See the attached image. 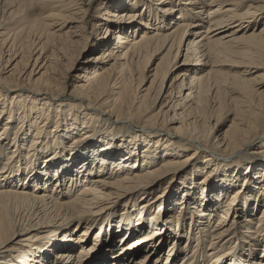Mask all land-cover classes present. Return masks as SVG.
<instances>
[{"label":"bare ground","instance_id":"bare-ground-1","mask_svg":"<svg viewBox=\"0 0 264 264\" xmlns=\"http://www.w3.org/2000/svg\"><path fill=\"white\" fill-rule=\"evenodd\" d=\"M127 1L129 10L118 12L104 0H0V109L22 104L17 114L24 121L33 119L36 105L51 107L57 101V109L67 104L70 114L82 112L83 128H136L168 152L158 164L149 160L146 166L122 158L97 177L81 169L86 180L71 181L60 192L63 182L57 178L58 188L49 192L42 186L50 177H23L26 172L17 169L15 148L23 143L8 140L9 122L3 124L0 264H238L240 257L247 264H264V164L251 179L257 191L247 187L242 203L236 202L230 176L209 184L205 170L176 191V180L198 164L187 154L191 151L204 156L203 169L217 157L228 159L230 169L244 162L257 167V158L264 162V0ZM97 29H102L97 45L102 52L88 68L70 75ZM180 56L181 69H175ZM152 59L157 63L151 69ZM222 66L237 69L227 73ZM29 99L36 105L27 107ZM101 120L110 127L102 128ZM78 129L72 131L83 130ZM250 151L245 159L243 153ZM174 196L173 208L190 205L194 211L185 215L184 225L179 214L170 216L164 209L163 224L174 228L159 244L154 234L163 224L154 219ZM215 197L225 199L218 215ZM256 198L261 210H255ZM247 203L254 206L250 213L241 209ZM131 204L145 212L155 208L147 224L138 213L122 231L117 219L99 228L106 215L113 218ZM134 223L146 230L143 235ZM147 244L152 255L140 257ZM261 244L257 256L254 249Z\"/></svg>","mask_w":264,"mask_h":264},{"label":"rangeland","instance_id":"rangeland-1","mask_svg":"<svg viewBox=\"0 0 264 264\" xmlns=\"http://www.w3.org/2000/svg\"><path fill=\"white\" fill-rule=\"evenodd\" d=\"M104 1L110 2V4L112 5V9L118 12H122V11L127 12L129 10L126 7L127 5H129L127 3L128 2L127 0H104ZM206 1L208 2V0H204L203 2L206 4L207 3ZM166 22L165 24L169 23V21L167 23ZM152 23L157 24L154 22ZM161 25L164 26V23H162ZM172 26L173 24H170L169 26H167V29L170 30ZM66 30H72V29H65V31ZM98 30L99 32H97L96 37L95 38L90 37L88 41L86 42L85 46L83 47V50L79 52L77 59L74 61L72 69L68 72L70 73V75H77L80 73V70L82 68H88L92 63H94L93 58L102 52V49H100L97 46L99 39H100L99 38L100 37L99 35L101 34L100 31L102 29H97V31ZM75 39H78V37ZM109 43H110L109 48L110 46L111 47L114 46V40L112 41V38L109 39ZM178 59H179L178 61L179 63L177 64L175 69H181L180 66L178 65H180L183 58L180 56ZM61 61H64V60H61ZM156 63H157V60L152 59V62L150 64L152 65L151 69L155 66ZM220 69L223 72L233 73L234 69H237V68H231L230 66H222L220 67ZM149 75L150 74H148L147 77ZM72 81L74 80L71 79V82ZM148 85H149V82L146 84L145 87H147ZM52 103H54L56 106L59 104V102L57 101H54ZM26 104H27V107L36 105L32 102V99H29L28 103ZM54 104H52L51 107L47 106L44 103H41L40 105H36L37 108L36 110L33 111L35 115L33 119L31 120L25 119L24 121H21L22 119L21 115L17 114V112L20 109V106L22 105L19 103H15L13 109L10 108V106L1 108V109H4V111H6L7 109V112L2 111L0 113V129L2 128L3 124L9 122L8 124H6L7 129L5 130V134H7V139L8 140L14 139L16 141L19 139L21 140V143H23L22 146L15 148L16 152H19V156L16 162L17 169L23 172H26L23 175V177L27 175L31 177L39 176L41 180L42 179L45 180L47 179V177H50L51 180H49L47 183H43V186H42V188H44L46 191L51 192L58 188L57 178L58 179L61 178V181L63 182V188L60 189V192H65L68 188L67 185L71 181L76 182L77 179L86 180L85 176L81 175V172H80L81 169H86L89 171L88 173L92 175V177L94 176L97 177V176H100L101 173L108 172L109 167H111L112 165L120 164V159L122 158L126 159L127 157H131L133 161L137 162L138 166H146L147 161L152 160V161H155L154 163L158 164V162L161 161L162 158L165 157V155H168V152L164 149V147L161 146L160 143L154 144V142H156L157 139L152 141L148 137L149 135H147V133H143L142 130H139L136 128H130V129L122 128V129L116 130L114 128H118L117 125H113L114 128L111 126L113 128L112 131L104 130V129L101 130L99 129L98 124L95 126L92 125V126L83 128L81 124V121L83 119L82 112H77L78 110H76V112H74V115H73V114H70L69 106H67V104H65L66 107L64 106L63 109L61 110L59 107L57 109L56 106H54ZM55 110H60V111L59 113H57V111ZM48 115H49L48 120H45V118H47ZM58 120H59V124L57 125L56 121ZM101 121H103L102 128L106 127L108 122L104 120H101ZM101 121H99L98 123L100 124ZM109 124H114V123L112 121L111 122L109 121ZM17 126L19 127L17 128ZM107 126L110 127V125H107ZM38 127H39V130L36 132V134H38L39 137L35 139L33 137V134L35 132V128L37 129ZM226 127H227V123H224L220 127V130L223 131ZM72 128H79L78 131L81 129L83 130L81 131V133L80 132L76 133L72 131ZM25 130L26 132L22 136V132ZM147 137L150 139V141H148ZM76 138H79V139L73 141ZM31 144L33 145L31 146ZM69 147L74 149V151L77 152V155L72 154L71 152L73 151H69L70 150ZM258 149L259 148L255 149L254 151L256 152V150ZM251 153H252L251 151L248 152V154L246 155L245 153H243L245 159L251 158L252 156ZM64 154L66 155V157L63 156ZM187 154L192 155V160L197 159L198 164L193 169L188 170L181 178L176 180L177 181L176 191L183 189L182 183L184 182L186 183V180L188 178H190L191 176L192 177L194 176L195 178L196 175L197 176L200 175L204 170L208 171L211 174V176L207 179L209 184H214L216 182L215 184L219 185L220 181L217 182L218 178L224 179L227 176H230L231 181L234 183L231 189L234 191L238 190V194L236 195V200H237L236 202L242 203L243 201H246V197L249 195V193L247 192V187L250 186L249 188H251V191L253 192L257 191L256 188L258 187L257 186L253 187L254 185H251V179L256 177V175L254 174V170L255 169L259 170V168L261 167L260 165L264 164L262 159L257 158L256 160H254L255 161L254 163L257 167H253L252 163L245 164L244 162L242 164L243 166L241 165L240 169H236V166L238 165L237 163H234V166L232 167V169H230V168H226L228 167V164L225 165V163L228 162V159H219L217 157L218 161H214L210 168L205 167L206 169H203L204 165H202V163H204V156L202 155L198 156L197 153L193 154L192 151ZM59 156H61V158H64V162L60 163L62 160L60 161L61 158H59ZM178 158L180 159V157ZM53 164H54V168L48 166V165H53ZM239 171L240 173H238ZM235 172H237V175L233 177L231 174ZM92 177L90 176L89 178H92ZM199 179H200V176L197 178V180ZM239 179L241 181H239ZM58 184H60V182ZM79 187L80 186L75 187L72 193H75ZM37 188H35V190ZM166 196H167V192H165V197ZM217 198L219 200H217ZM175 199H176V196H174L172 200H169L168 202H166L167 204L166 206H164V204L161 205L160 207L161 209L159 210V214L157 216L158 218L154 219L155 223H157L158 219L161 220L160 222L161 224L164 223L162 220L165 219V216L167 215L164 209L167 208V210L169 209L168 213L170 214V216H172L175 213L179 214L181 216L180 222L186 225L187 222H184L185 215H189L194 210L192 209L190 205L189 207H185L186 206L185 205V206H182V208L178 206L173 208L172 206L173 204H175ZM224 200H225L224 197L223 199L220 197H215V199H213V201H215L217 205L216 207L217 211L220 209L219 206L223 205ZM258 204L259 202L256 198L255 210L258 208L261 210V207H259ZM137 207L138 206L133 207L132 204L126 206L125 209L121 207V209L118 210L114 214L115 217L113 218L109 217L108 215L106 216L103 215V217L104 216L105 217L103 220L101 219L102 221L100 223H103L105 221L112 222L116 219L120 220V226H121L120 230L122 231L123 229H127V224L129 220L132 219L131 215H134V214L136 215L138 213H141L140 214L141 219L143 216L142 223L147 224L146 219H148V217L153 213L155 208L154 209L152 208L148 210L147 212H145L144 209H138ZM253 208L254 206L250 207L247 203L246 208H244V205H243V208L241 209H243L244 212L246 213H250L251 212L250 210ZM219 213L220 212L218 211L217 215ZM108 222H105L104 224L99 226V228L104 229L108 225ZM180 224L176 226V229L180 230V227H181ZM134 228H137L138 230L137 232H140L138 233L139 236L143 235L144 232L146 231L144 228H142L141 225L137 224V226H135V223H134ZM171 228H174L173 223L170 225L163 224L157 229L156 233L154 234V238L156 237L155 239L157 240V243L161 244L159 242L160 241L159 238L162 237L164 233L166 234L168 232L167 230ZM127 231H131V230H127ZM128 238H130L129 234L125 236V239H128ZM105 239L106 241H108L110 237H105L103 240ZM112 244L113 246L116 245V249L119 248L118 240L115 241V243L113 240ZM154 245L155 243L153 242V246ZM261 246L262 244L260 245V247H255L254 249L255 255L257 256L261 255V252L263 249ZM149 247H150V244H147L145 245V250H142V249L139 250V251H144L142 252L144 254H142V256L140 257H144L145 254L148 257L152 255L150 254L152 252V249L146 250ZM166 247L167 246L163 248H166ZM153 248L156 249V247H153ZM170 259H172V257ZM242 259L243 258L240 257L237 260V263L247 264L246 263L247 260L246 259L242 260ZM147 260L148 259L145 260V263L147 262ZM233 262L234 261H232V263ZM256 262L258 263V261Z\"/></svg>","mask_w":264,"mask_h":264}]
</instances>
